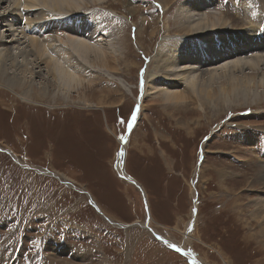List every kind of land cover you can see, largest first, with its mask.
<instances>
[{"label": "rangeland", "instance_id": "rangeland-1", "mask_svg": "<svg viewBox=\"0 0 264 264\" xmlns=\"http://www.w3.org/2000/svg\"><path fill=\"white\" fill-rule=\"evenodd\" d=\"M225 1L213 12L232 19L235 30L257 27L254 34L264 38V0ZM184 2L109 0L69 16L101 23L120 45L109 56L120 65H110L113 79L87 78L89 63L79 61L87 89L71 99L43 97L42 77L31 98L24 96L32 102L20 98L22 89L0 87L6 264H192L180 251L184 245L204 264H264V205L256 206L264 204V188L254 182L264 171V101L202 111L148 94L152 76L161 84L173 76L157 65L159 45L165 36V52L176 38L174 19ZM256 44L264 54V41ZM141 98L147 100L132 129ZM126 140L129 176L116 168Z\"/></svg>", "mask_w": 264, "mask_h": 264}, {"label": "bare ground", "instance_id": "bare-ground-1", "mask_svg": "<svg viewBox=\"0 0 264 264\" xmlns=\"http://www.w3.org/2000/svg\"><path fill=\"white\" fill-rule=\"evenodd\" d=\"M225 2L185 0L178 8L174 19L176 38L173 39L171 46L162 52V45L166 39L164 36L162 44L159 45L157 60V65L162 64L166 69H170L167 74L173 76L163 84L156 80L159 76H152L148 84L149 96L162 95L164 103L168 105L197 104L202 111H206L211 105L214 107L220 105L231 107L235 104L259 105L258 103L264 101V54H259L261 51L256 47L259 45L256 43L263 42L264 38L254 34L257 27L235 30L236 26L232 24V19L227 18L224 13L221 17L218 16L219 13L213 12ZM90 3L106 5L109 0H0V9L3 4H9L5 12H0V26L4 28L2 32L0 31V87L12 91L22 89L24 95L20 98L32 102L24 96L35 92V78L42 77L44 82L39 93L43 97L61 94L71 99L70 95L73 92L87 89V85H84L87 79L83 75L85 68L82 67L85 61L89 63L86 69L92 73L91 75L87 73L88 77H85L94 78L93 74L94 76L105 74L109 78H115L110 74L109 68L112 63L118 62L110 60L109 56L115 55L120 45L115 46L113 37L107 34L101 23L96 21L79 24L76 19L69 18L72 15L83 14L80 11ZM260 31L264 32L263 29ZM120 42L119 44H124ZM83 58L82 65L83 62L79 61ZM92 58L94 60H91ZM156 69H152V75L157 72ZM44 72L47 78L43 76ZM119 82L122 87H127L123 80ZM159 88L162 90L158 91ZM145 99L141 98L138 101L139 108L135 114L136 119L131 122L132 129L138 124L142 102ZM126 156L127 140L123 141L117 157L116 168L123 175L127 174L124 167ZM254 182L264 188V171L262 175L255 177ZM263 205L262 201L256 204L259 208ZM257 211L263 215L261 210ZM260 226L264 232V216ZM189 231L188 229L187 232ZM185 237L189 238V233L188 235L186 233ZM163 241L171 248H176V242ZM184 246L183 250H179L192 264H204L201 258ZM6 260L0 255V264H6Z\"/></svg>", "mask_w": 264, "mask_h": 264}, {"label": "snow or ice", "instance_id": "snow-or-ice-1", "mask_svg": "<svg viewBox=\"0 0 264 264\" xmlns=\"http://www.w3.org/2000/svg\"><path fill=\"white\" fill-rule=\"evenodd\" d=\"M132 119H133V120H135V119H136V117H135V116H133V117H132Z\"/></svg>", "mask_w": 264, "mask_h": 264}, {"label": "water", "instance_id": "water-1", "mask_svg": "<svg viewBox=\"0 0 264 264\" xmlns=\"http://www.w3.org/2000/svg\"><path fill=\"white\" fill-rule=\"evenodd\" d=\"M130 226H126V228H129ZM175 250H177V249H175Z\"/></svg>", "mask_w": 264, "mask_h": 264}]
</instances>
